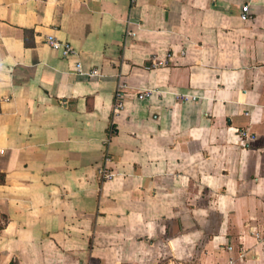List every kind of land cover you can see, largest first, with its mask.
<instances>
[{"label": "crops", "instance_id": "1", "mask_svg": "<svg viewBox=\"0 0 264 264\" xmlns=\"http://www.w3.org/2000/svg\"><path fill=\"white\" fill-rule=\"evenodd\" d=\"M263 237L264 0H0V264H264Z\"/></svg>", "mask_w": 264, "mask_h": 264}, {"label": "built area", "instance_id": "2", "mask_svg": "<svg viewBox=\"0 0 264 264\" xmlns=\"http://www.w3.org/2000/svg\"><path fill=\"white\" fill-rule=\"evenodd\" d=\"M241 10L242 11H241L240 17L243 20H247L249 17V13H250L248 4H245L244 6H242ZM45 43L51 49L60 52V54L63 57H71V56L76 55V50L71 46L70 43L61 42L57 38H55L54 36H45ZM76 70L78 72H81V63L80 62L76 63ZM123 101H124L123 91H122V87L120 86L116 92L114 110H116V111L120 110L123 107ZM238 136H239V139H240V142L242 143V145H245V139L244 138L247 137L248 134L245 131L241 130L238 132ZM100 173L102 174V176L104 178H109L111 176V174L109 172H107V170L101 169Z\"/></svg>", "mask_w": 264, "mask_h": 264}]
</instances>
